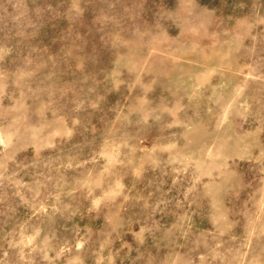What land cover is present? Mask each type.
<instances>
[{
  "label": "rangeland",
  "instance_id": "obj_1",
  "mask_svg": "<svg viewBox=\"0 0 264 264\" xmlns=\"http://www.w3.org/2000/svg\"><path fill=\"white\" fill-rule=\"evenodd\" d=\"M0 264H264V0H0Z\"/></svg>",
  "mask_w": 264,
  "mask_h": 264
}]
</instances>
